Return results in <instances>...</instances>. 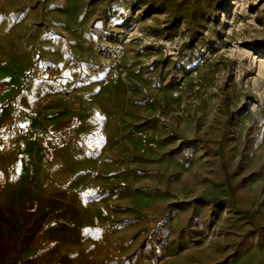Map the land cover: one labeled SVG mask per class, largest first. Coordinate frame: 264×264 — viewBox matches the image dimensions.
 I'll use <instances>...</instances> for the list:
<instances>
[{"label": "rangeland", "instance_id": "rangeland-1", "mask_svg": "<svg viewBox=\"0 0 264 264\" xmlns=\"http://www.w3.org/2000/svg\"><path fill=\"white\" fill-rule=\"evenodd\" d=\"M7 64L16 92L40 87L52 107L36 125L0 100V193L81 215L80 239L49 250L264 264V0H0Z\"/></svg>", "mask_w": 264, "mask_h": 264}, {"label": "crops", "instance_id": "crops-1", "mask_svg": "<svg viewBox=\"0 0 264 264\" xmlns=\"http://www.w3.org/2000/svg\"><path fill=\"white\" fill-rule=\"evenodd\" d=\"M7 66L14 69L11 64L2 65L0 72L11 79L9 73L3 70ZM10 96L20 106L24 123L39 125V117L52 107L48 95L40 87L29 86L25 92L13 89L11 94L0 100L9 99ZM42 141L39 136L37 143L41 144ZM62 204V198H43L37 192L26 190L14 197L6 192L0 193V264H72L70 254L48 249L56 242H77L81 237V231L72 227V223L79 220L81 215L75 208ZM49 205L60 208L62 213L58 217L67 219L69 223L48 225V211L45 209L42 212V208ZM29 206L35 208V219L30 228H25Z\"/></svg>", "mask_w": 264, "mask_h": 264}, {"label": "built area", "instance_id": "built-area-1", "mask_svg": "<svg viewBox=\"0 0 264 264\" xmlns=\"http://www.w3.org/2000/svg\"><path fill=\"white\" fill-rule=\"evenodd\" d=\"M46 72L52 73V68L48 66ZM14 85L12 84L9 77L0 72V98H5L13 92ZM30 132L40 134L41 129L38 126L30 125L28 127Z\"/></svg>", "mask_w": 264, "mask_h": 264}, {"label": "snow or ice", "instance_id": "snow-or-ice-1", "mask_svg": "<svg viewBox=\"0 0 264 264\" xmlns=\"http://www.w3.org/2000/svg\"><path fill=\"white\" fill-rule=\"evenodd\" d=\"M67 75V74H66Z\"/></svg>", "mask_w": 264, "mask_h": 264}]
</instances>
